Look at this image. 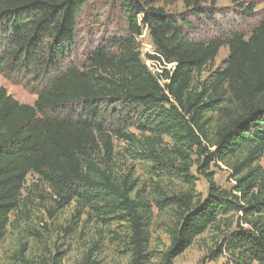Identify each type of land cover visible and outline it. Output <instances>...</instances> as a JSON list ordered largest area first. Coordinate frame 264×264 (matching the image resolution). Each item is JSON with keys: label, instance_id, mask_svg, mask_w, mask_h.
Here are the masks:
<instances>
[{"label": "trees", "instance_id": "trees-1", "mask_svg": "<svg viewBox=\"0 0 264 264\" xmlns=\"http://www.w3.org/2000/svg\"><path fill=\"white\" fill-rule=\"evenodd\" d=\"M91 1L0 0V63L11 70L35 66L39 79H49L34 105L0 89V242L35 174L62 198L83 200L107 218L124 213L131 223L132 264L154 258V207L170 218V244L158 252L160 264H174L211 227L222 234L212 261L227 254L229 263L264 264V20L248 39L233 32L229 40L193 41L183 29L187 22L148 0H116L127 13L128 35L103 37L84 64H72L78 22ZM182 1L198 13L207 0ZM144 28L155 48L148 57L161 65L160 74L149 70L139 50ZM225 45L226 67L195 87V76ZM71 107L69 116L47 115ZM210 113H218L214 138L207 130ZM135 119L151 134L146 146L123 126ZM115 137L148 149L156 179L178 175L189 187L195 181L187 160L194 150L205 157L204 172L215 158L226 161L239 152L246 157L233 166V190L209 177L206 197L194 188L170 196L160 181L148 192L129 176H114ZM164 137L174 149L158 152ZM102 152L103 168L95 162ZM173 154L184 161L175 170ZM230 215L237 216L235 223Z\"/></svg>", "mask_w": 264, "mask_h": 264}, {"label": "rangeland", "instance_id": "rangeland-1", "mask_svg": "<svg viewBox=\"0 0 264 264\" xmlns=\"http://www.w3.org/2000/svg\"><path fill=\"white\" fill-rule=\"evenodd\" d=\"M155 6L163 8L168 14L184 23L183 29L187 37L193 41H211L213 39L229 40L233 32L248 39L252 31L264 20V0H207L201 4V11L195 13L182 0H148ZM143 16H139L142 21ZM140 23V22H139ZM127 13L116 0H94L84 8L78 22L77 45L69 63L82 65L87 54L101 42L103 37L112 35L127 36ZM139 50L145 65L154 74H160L161 65L148 56L154 55L155 48L146 28L137 38ZM2 50V49H0ZM228 45L223 46L215 61L205 67L200 75L195 76L194 86L201 84L213 73L226 67L229 58ZM1 57V54H0ZM35 68V69H34ZM35 66H21L11 70L8 65L0 63V89L5 88L20 103L34 105L38 93L48 84L49 79L44 75L39 79ZM48 83V84H47ZM47 84V85H46ZM74 113L60 108L48 112L49 116L66 117ZM210 123L208 134L214 138L218 113L208 114ZM127 133L135 134L139 141L146 146L149 132L140 129L137 119L123 125ZM115 155L110 165L117 179L128 177L137 181L140 188L148 192L159 183L160 187L170 196L179 192H187L194 188L198 195L207 196L209 177H213L218 186L233 190L237 183L233 166L242 163L245 152L221 161L213 160L206 172L202 167L205 157L200 158L196 151L191 154L189 174L195 184L187 186L178 175L165 174L156 179L152 170L153 162L148 159V149L142 146L134 147L124 140L115 137ZM207 146V145H206ZM174 142L164 137L158 152L165 149L172 151ZM212 152L215 148L208 147ZM134 150L138 154H135ZM95 162L105 167L104 153L95 158ZM200 160V163L199 161ZM173 169L184 164L178 154H173ZM259 164L264 168V156ZM173 169L171 171H173ZM175 170V169H174ZM210 175V176H207ZM151 234L153 242L151 252L154 258L150 264H160L159 251L166 249L170 238L165 233L170 218L154 207ZM229 220H237L236 215L228 216ZM235 227V225H234ZM233 227V228H234ZM131 223L124 213L118 212L107 218L83 200L62 198L53 188L35 174L29 175L22 193L19 208L12 214L10 225L3 240L0 242V264H132L133 251L131 248ZM226 231V226L222 227ZM222 234L211 227L185 252L179 255L174 264H234L229 263L228 255L211 260V252L220 242Z\"/></svg>", "mask_w": 264, "mask_h": 264}]
</instances>
